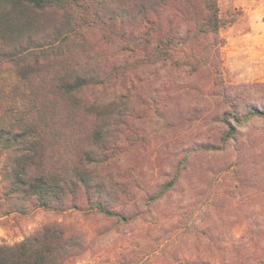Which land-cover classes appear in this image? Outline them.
I'll list each match as a JSON object with an SVG mask.
<instances>
[{
    "label": "rangeland",
    "instance_id": "374dc122",
    "mask_svg": "<svg viewBox=\"0 0 264 264\" xmlns=\"http://www.w3.org/2000/svg\"><path fill=\"white\" fill-rule=\"evenodd\" d=\"M219 1L224 84L240 104L264 105V0ZM182 5L51 0L41 11L44 47L22 60L39 62L33 71L38 78L22 88L48 92L37 96L48 122L39 162L45 167L37 168L65 174L90 167L93 183L87 189L72 174L77 189L66 201L75 207H38L35 198L11 194L7 173L13 167L3 166L17 152L0 145V245L48 226L70 242L74 256L65 264H264V119L250 121L236 141L216 148L223 104L206 89L190 90L180 74L159 64L132 66L125 75L117 71L144 55L139 38L146 20L182 25ZM3 70L13 74L16 68ZM78 73L106 83L82 97L98 112L88 115L72 105L51 80ZM197 80L209 83L207 75ZM37 114L33 106L30 117ZM95 122L104 129L100 143L90 135ZM208 143L215 148H201ZM87 151L94 152V161ZM176 177L172 189L154 200ZM96 183L104 184L101 195ZM99 199L122 216L89 210Z\"/></svg>",
    "mask_w": 264,
    "mask_h": 264
},
{
    "label": "trees",
    "instance_id": "16d2710c",
    "mask_svg": "<svg viewBox=\"0 0 264 264\" xmlns=\"http://www.w3.org/2000/svg\"><path fill=\"white\" fill-rule=\"evenodd\" d=\"M50 1L0 0V145L17 152L13 161L9 160L3 166L13 167L7 173V178L11 180V194L35 198L38 207L65 211L76 206L75 203L66 201L70 191L76 193L77 189L74 178L69 176L78 175L81 183L89 189L93 183L91 180L94 170L87 167L84 173L75 169L64 174L60 170L37 168L45 167L40 166L39 162H43L41 150L43 141L46 142L44 135H47L48 123L43 113L44 108L38 105L37 96L41 99L39 92L42 96L48 92L22 88L38 78L33 71L39 68V62L22 63V60H25L31 51L44 47L39 41L43 32L40 15ZM182 2L180 12L184 23L178 26L168 23V27L161 20L147 19L139 38V45L145 50L144 55L130 63L131 65L124 69L125 72L119 69L117 71L125 75L132 66L159 64L161 67L170 68L177 75L180 74L179 76L188 82L190 90L197 92L206 89L211 97L223 104L218 113V120L223 128L216 148H224L237 140L240 130L250 121L255 118L264 119V105L240 104L238 98L232 96L224 84L220 57L223 42L220 30L224 19L220 1ZM147 7L148 2H144L142 9L146 10ZM10 66L16 68L15 73L9 74L3 70ZM200 75L208 76V85L197 80ZM53 79L58 95L72 100V105L83 106L88 115L99 111L95 104L82 97L91 86L106 84L100 76L78 73L72 76L57 75L51 78ZM33 106L38 111L36 117H30ZM9 118H12V121L6 122ZM91 127L90 135L94 142H103L105 137L102 125L95 122ZM201 148L213 149L215 145L208 143ZM93 154L94 152L87 151L91 161H94L91 159ZM177 179L178 177L166 183L154 200L161 199L171 190ZM93 186H96L100 195L105 192L103 183ZM21 210L26 212V209ZM89 210H97L107 216H122L101 199L91 201ZM64 236L62 230L45 226L19 243L1 244L0 264H65L67 258L74 256V252L69 246V240L64 239Z\"/></svg>",
    "mask_w": 264,
    "mask_h": 264
}]
</instances>
